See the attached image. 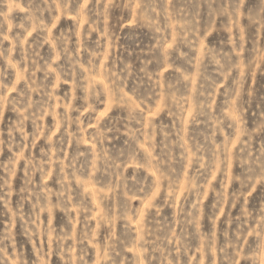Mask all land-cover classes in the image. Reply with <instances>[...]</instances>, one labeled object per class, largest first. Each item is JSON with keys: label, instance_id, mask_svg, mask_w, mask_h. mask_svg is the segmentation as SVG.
Wrapping results in <instances>:
<instances>
[{"label": "rangeland", "instance_id": "374dc122", "mask_svg": "<svg viewBox=\"0 0 264 264\" xmlns=\"http://www.w3.org/2000/svg\"><path fill=\"white\" fill-rule=\"evenodd\" d=\"M0 264H264V0H0Z\"/></svg>", "mask_w": 264, "mask_h": 264}]
</instances>
